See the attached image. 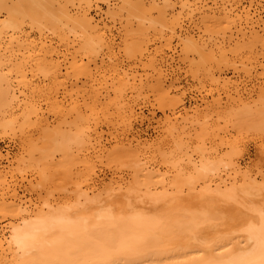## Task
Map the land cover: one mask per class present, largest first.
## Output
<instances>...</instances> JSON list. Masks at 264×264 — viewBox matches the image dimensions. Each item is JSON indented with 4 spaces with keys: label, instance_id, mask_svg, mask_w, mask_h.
Wrapping results in <instances>:
<instances>
[{
    "label": "rangeland",
    "instance_id": "obj_1",
    "mask_svg": "<svg viewBox=\"0 0 264 264\" xmlns=\"http://www.w3.org/2000/svg\"><path fill=\"white\" fill-rule=\"evenodd\" d=\"M59 2L63 5L68 4L66 5L68 9L73 5L70 11L75 14L88 12L96 23L97 32H92L89 28L84 29L83 26L75 32L73 28L68 27L60 38V35L39 21L35 24L29 19L18 22V30H23L20 34H29V37L36 41L51 40L65 54L58 58L64 61L60 67L58 80L53 77L56 81L44 73L46 65L38 64L36 60L39 59L36 56L19 55L7 47L8 39L16 36L18 32L17 30L12 32L11 18L5 9L0 8V29L3 30L2 43L0 42L3 44L0 45V50L2 49L0 164L5 166L7 179L11 184L15 183L18 196L25 201L23 205H28V210L38 211L48 201L54 204L57 211L66 209L76 200V194L74 196L73 192L79 185L81 188L76 192L81 189L88 190L90 198L94 197L101 202L110 200L111 193L116 190L129 194L133 191L131 195L137 200L141 194L139 192L144 191L145 194L146 189L151 190V193L153 190L158 195L157 193L161 194L162 189L166 187L165 192L174 193L176 189L179 190L181 184L185 188L181 187L177 195L169 193V197L176 195L174 200L179 197L180 201H174L175 203L173 198L168 196L169 200L164 199L167 201L164 203L161 198L158 200L153 198L154 193L149 194L150 199L162 202L156 205V202H151L147 198L152 205L147 204L132 213L141 216L139 220L133 221L129 218L120 226L117 224L111 226V229H100L98 234H95L97 230L93 231L94 234H89L95 230V225L92 230L88 232L85 230L86 234L79 231V235L83 234L81 238L87 240L86 242L81 241V238L79 241L78 233L77 237H73L75 235L72 234L71 237L75 241L71 237L69 239L72 240L71 243L75 242L77 253L74 251L75 248H72L73 245L68 248L74 252L65 249V246H69L66 243L64 252L69 251L67 256V252L64 253L63 247H60L63 253L61 256L58 247L54 250L58 252H55L53 259L56 256L55 261L58 263V259L64 258L65 254L66 260L71 261L70 257L76 256L72 260L79 261L88 256L83 249H90L88 251L91 253L94 250L93 246L95 249L103 248L102 243L103 246L107 244L104 247L109 246V249L114 245L116 248L114 254L119 249L116 253L119 255L135 248L136 244H144V247L171 246L172 250H177L191 245L193 238L197 236L209 237L213 234L214 239L218 241L228 235L237 220L234 219L232 212L233 205L225 204L223 199L220 200L222 197H216L219 190L216 191L214 185L221 183L219 174L223 176L220 179L230 177L226 183L230 182V179L231 182H235L222 188V193L249 191L253 187L259 189V192H264V113H261L264 109L261 108L264 107L262 71L264 49L257 52L256 49L252 50L247 32L249 25L247 26L245 17L240 13L243 6L250 7V15L254 19L260 17L264 20V0H59ZM11 4V0H8L6 5ZM213 10L217 11L214 12L216 18L212 17ZM240 15L243 20L238 17ZM138 20H143L144 24L140 26ZM262 27L264 25H260L259 29ZM83 30L88 33H83ZM245 31L248 35L245 33L243 36L242 32ZM100 38L103 42L98 41ZM74 70H79L80 75H84L86 70H91V73H94L93 80H90L92 85L85 77L77 84L74 83L76 85L70 83ZM117 73L123 74L126 80L129 79V84L124 82L126 87L121 84L125 94L123 93L122 101L119 103L120 108L114 109L110 105L114 93L111 92L107 98L102 95L106 94L105 79L109 76L112 78ZM101 74L104 77H101ZM61 75L62 77L66 75L68 81L66 82L64 77L63 82ZM117 82L113 83L116 87ZM89 84L92 86L91 89ZM97 84H100L99 88H96ZM98 90L101 93L96 94ZM94 93L96 95L92 96ZM87 94L89 95L86 96ZM25 98L26 101L31 100L41 106V115L49 124L32 123L34 117H31L32 122L28 120V123L20 118L17 107ZM86 103L89 104L87 109ZM93 103L95 107L92 108L90 106ZM119 110L125 112L120 113ZM59 129L66 130L63 132L65 135L70 133L71 138L80 132L91 137L90 141L86 139L84 146L81 145L83 147L68 142L67 145L72 143L71 148L68 147L69 154L72 151L73 153L69 157L70 160L67 158L65 160H69L71 165L67 161L66 167L63 166L66 178L58 172L60 170L45 169L38 157L39 152L48 149L52 134ZM77 136L75 135L76 140ZM49 150H54L53 146ZM61 155L57 153L54 158L63 162L65 158ZM189 158H193L190 160L192 163L201 162L207 168V174L205 172L202 175L197 168L194 166L192 168ZM141 166L145 168L143 171L139 168ZM180 166H183L182 170ZM233 167H240V170L237 168L236 173ZM196 171L201 178L199 175L196 178ZM194 177L197 180L205 178L202 181L205 182V186L208 185V189L211 186L209 191L202 186L204 185L202 181L198 183L193 180ZM189 180L193 181L191 185L197 184L195 187L192 185L197 188L195 194L192 193L194 188L191 190L188 188V193L191 192L188 197L186 189L191 185H187L186 182ZM170 183H178L179 186L176 185L178 187L176 188L174 185L170 189ZM138 185H145L148 188L140 187L141 189H138L140 191L135 192ZM213 187L217 194L211 197ZM113 196L116 197L112 195L111 198ZM192 198H196V202L206 199V202L198 204ZM17 215L14 208L0 203V227L16 222ZM92 234L95 238L97 235L102 243L93 241ZM76 243H79L80 248L83 245L82 250ZM141 245L140 247H143ZM106 248L101 251L97 249L89 256L97 254L100 257H109L106 254L111 252L109 255L114 257L113 249L111 248L112 251L107 249L106 252ZM79 250L85 253L79 254L78 252H81ZM101 252L105 256H102ZM69 254L71 256L68 257ZM97 255H94V258Z\"/></svg>",
    "mask_w": 264,
    "mask_h": 264
},
{
    "label": "bare ground",
    "instance_id": "obj_2",
    "mask_svg": "<svg viewBox=\"0 0 264 264\" xmlns=\"http://www.w3.org/2000/svg\"><path fill=\"white\" fill-rule=\"evenodd\" d=\"M7 2H8V0H0V8L5 9L6 12L8 13V16H10V18H11V27L13 30L12 32H15L16 30H17L16 32H18L16 36H14V37L10 36L11 37L10 39L7 38L9 40L7 47H9L13 53H16L19 55L27 54L29 56H34V57L36 56V58L39 59V60H36V62L38 64L42 63V64L46 65V66H44L45 67L44 73L47 74V76L49 75L50 77H52L51 79L54 81H56L55 79L58 80V78H59L58 75L61 73L60 67L64 61V59L59 60L58 58L60 56H64L65 54H63L61 52V49L58 47V45H55L51 40L50 41H36V40H33L32 38H30L29 34H22V33L20 34V32H22L23 30L22 29H21L22 31H20V29L18 30V26H19L18 22L24 21L23 19H29L32 22V24H35V23H37L36 21H39L43 25H46L48 28L52 29L53 32L60 35L59 36L60 38H62L63 35L66 33V29L68 27L73 28L75 30V32L78 30V28L80 26H83L84 29L89 28L92 32L97 30L95 27L96 23H94V20L89 16L88 12L75 14L74 12H72V10L70 11V9L73 8V5L70 9H68L66 7V5L68 6V4L63 5L59 2V0L58 1L57 0H11L12 4L9 6L6 5ZM72 4H74V3H72ZM69 5H71V4H69ZM222 8H221V10H222ZM233 9H234V7H233ZM226 11L228 12L229 10H226ZM226 11L224 10V12H226ZM214 12H217V11L213 10V16L212 17L216 18L214 15ZM236 13H238V12H236ZM240 13L243 14V17H245V20H246L245 22H246L247 26L249 25L248 26L249 30L247 29L248 30L247 31L245 29L249 33V35L246 33V31L242 32L243 34L242 33L241 34L244 36V34L246 33L248 36H250L251 40L249 39V41L251 42L252 50L256 49V52L262 51V49H264V32L261 33V31L264 30V27H262L260 29H259V27H260V25H264V24H262V23H264V20H262L260 17L254 19L253 16L250 15V7L246 8L245 6H243V8L240 9ZM238 17L241 18V15ZM241 20H243V19L241 18ZM137 22L140 26H142L144 24L143 20H138ZM22 23L23 22H21V24ZM40 23H38V24H40ZM22 26H23V24H22ZM96 26L98 27V25H96ZM243 27H245V26H243ZM241 28H240V30H241ZM2 31L3 30L0 29V40L3 37L2 36L3 34H1ZM68 31H70V30H68ZM83 33H88V32L83 30ZM12 34L13 33H11V35ZM76 38H77V35H76ZM89 40H91V39H89ZM99 40L103 42V40L101 38L98 39V41ZM3 41H5V40H3ZM96 41H97V39H96ZM0 42L2 43V40ZM78 42H79V40H78ZM1 43H0V45H1ZM195 44H197V43H195ZM248 46H249V44H248ZM1 48H3V47H1ZM250 49H251V47H250ZM0 54H1V52H0ZM54 59H57V60H54ZM262 66H264V65H262ZM40 67H42V66H40ZM262 69H264V68H262ZM59 70H60V72H59ZM262 71H264V70H262ZM111 73H108V74H111ZM71 74H72L71 75L72 80L70 81V83H73V84L76 83L77 84L78 81L80 82L81 78H83V77H85V79L87 81H90L92 79V76H93L92 74H94V73H91V70H86L84 75H80L79 70H74ZM62 75H61V77H62ZM97 75H99V74H97ZM53 77L55 79H53ZM64 77H62L63 82H64ZM101 77H104V76L102 75ZM105 77H107V76H105ZM44 79H46V78H44ZM65 79L67 82L68 81L67 77H65ZM101 79L104 80L103 78H101ZM114 79H116V81H118L117 84H118L119 88L113 85V83L116 82V81H114ZM102 80H101V82H102ZM109 80H111L110 83H108ZM128 80H126V77L123 74L120 75L119 73H117V75H115L112 78L109 76V78L105 79L104 83H105L106 94H104L102 96H105V98H107L110 96L111 92L114 93V97L112 99L113 100L112 104H110L112 108H114V109L120 108L119 103L122 101V96L124 93L123 92L124 88L122 89L123 85H121V84H124V82H127L129 84ZM90 82L92 85V81H90ZM95 82H96V80H94V83ZM50 83H52V82H50ZM53 83H56V82H53ZM76 84H74V85H76ZM100 84L102 85V83H100ZM100 84H97V87L95 85L93 87V89H95V87L99 88L98 86H100ZM128 84H127V87H128ZM109 85L111 86V88H109ZM119 85H121V86H119ZM124 85L126 87V83ZM49 86L51 87V85H49ZM64 86H66V84ZM88 86L90 87V84ZM91 87L89 89H91ZM116 88H118V89L116 90ZM56 90H55V93H57ZM85 91H83V92H85ZM99 92L100 91L98 90L96 92V94H99ZM88 93L90 94V92H88ZM89 94H87L86 96H88ZM96 94L94 93L92 96H95ZM97 98H98V96H97ZM96 100H95V103H96ZM97 101L100 102L99 100H97ZM92 102H94V101H92ZM85 106H86L85 109H87L89 104L86 103ZM40 107L41 106L34 103V101H31V100L26 101V98H25L24 102L22 100L21 102L18 103L17 110H19V112H20V118H22L27 123H28V120H29V122H32L31 117H34V122H32V123L46 124V123H48V121L46 118L42 117V115H41L42 110L40 109ZM90 107H92V108L95 107V104L93 103L92 106H90ZM261 108H264V107H261ZM261 108H260L259 112L261 111ZM262 111H264V109H262ZM262 111H261V113H264ZM118 112L123 113L125 111L119 110ZM63 130L64 129L56 130L52 134L51 140L49 141V144H48L49 147L47 146L48 149H45L44 151L39 152L38 157H39L41 164L44 166L45 169L60 170L61 172L60 171H58V172L61 173L64 178H66L65 169L63 168V166L66 167L67 161L71 165V162L69 161L71 158L69 159V157L72 156L73 151L70 152L71 154H69V149L71 148L70 145H72V143H74V145L80 144L79 146H81V145L84 146L85 141L87 142L86 139L88 138V140L89 139L91 140V137H89L88 134L85 135V133L80 132V133L75 134V135H78L77 136L78 141L75 139V135H73V138L76 140L75 141L73 138H71L72 136H70V133L67 134L68 135L67 136L64 133V132H66V130H64V132H63ZM68 138L71 141H69ZM66 141H67V143H66ZM68 142H72V143H70V145H67V144H69ZM76 142H79V143H76ZM51 146H53L54 150H49V149H51ZM83 146H81V147H83ZM68 147H69V149H68ZM57 153L62 154L61 156L63 158H65L63 160V162L58 161L57 158L56 159L54 158L55 154H57ZM1 155L2 154H0V158H1ZM67 155H68V157H67ZM64 156H66V157H64ZM66 158L69 160L65 161ZM192 159L189 158V161ZM199 163L200 164H197L195 161H194V163H192V161L189 162V164H192V168H193V166L195 169L197 168V171L200 174L204 175L205 172L207 174V171H206L207 168L203 164H201V162H199ZM70 165H68V166H70ZM143 166H145V165H143ZM143 166H141L142 168L139 167L140 170L145 169ZM182 167H181V170L183 169ZM178 168H179V166H178ZM237 168L239 169L240 167H237ZM237 168L233 167V169H234L233 171L236 173L238 172V171H235V170H237ZM68 170L71 173V170L70 169H68ZM68 170L66 171L67 173L69 172ZM184 171L185 170H183V172ZM198 172H197L196 178L200 176V174H198ZM70 173H68L69 176H71ZM221 176L222 175H220V174L218 176L221 183H219V182H218L219 184L216 183V184H218L217 187H216V184L214 185V187L216 188V191L219 190L218 191L219 195L216 196L217 193H216L214 187L212 189L213 190L212 192L215 193V195L211 192H210V194L212 195L211 197H213V196L222 197V198H220V200L223 199L225 201V204L227 203L230 206L233 205L232 206L233 207L232 212H234V219L237 220V222H236V225L234 227H232V230L230 231V233L228 235L221 237L218 241H216L214 239L213 234H210L211 236L209 235V237L207 235L197 236V237L193 238L194 241L191 243V245H188L186 247H183L182 249H177V250H172L171 246L144 247L145 246L144 244H143L144 246L140 244L141 246H143V247H140L139 244H136L135 248L126 250V251L122 252L121 254L117 255L116 253H118L119 249L116 250L117 252H115V254H114L115 246L112 245L114 247L111 246L110 249L111 248L113 249L112 254L114 255V257H111L109 255V253H111V252H108V250H110L109 246H108V248L104 247L105 245L107 246V244H104V246H103L102 241L100 242V239L97 237V235H96V238H95V235H93L96 230H97V233L95 232V234H98V233H100L99 232L100 229L101 230L102 229L107 230L111 226H115V225L117 226V224H118V226H120L122 223H124V221L126 222L129 218L132 219L133 221L139 220L142 217L139 215H133L132 213L137 212L138 210H140L142 207H144L147 204L152 205L151 202H153L154 199H150V195H153V193H154L153 198H155L156 200L161 198L162 201H164V203H165V202H167V201H165L167 196L169 197L172 194H176V195L179 194L180 188L184 187V186H182V184H181V186L179 187V190L176 189V191H178L177 193H176V191H175V193L172 191H170V192L167 191L168 195L166 194L167 192H165V190H167V187H166V189L163 187L165 189V190L162 189V192L164 191L163 192L164 194L162 192H161V194H160V192H158L157 193L158 195H156L155 191L152 190L153 193H151L150 192L151 190L148 191L146 189V188H148V186H145V185L139 186L138 185L139 186L138 188L135 187V192L138 189H141L143 187L144 189H146L145 190V194H147L146 196H148L149 194L150 195L148 197H146V196L144 197V195H145L143 193L144 191L141 192L140 190H138L137 192L140 191L139 193H141L140 195H142L143 198H141L140 195L139 196L137 195L139 197V199H137V200H136V197L134 199L133 195H131V193L133 191L130 194L124 193V192L121 193V191L119 189L120 187H118V190L120 191V193L117 192V190H116V192L114 191L111 193L112 195H115L116 197L118 196L117 198L114 196L111 198V196H112L111 195L110 200L107 199L106 201L104 200L103 202H101L98 199H94V197L90 198L88 195V190L85 191V189L84 190L81 189V191L76 192L77 189L80 190V188H81V185H79L78 187H76V190H74V192H73L74 196L76 194V197H75L76 200H74V203L71 206L67 207L66 209L57 211L54 208V204L47 201V204L45 203V206H42L41 209H39L38 211H35L33 209L28 210V205H26V204H25V206L23 205V203H25V201L23 202L21 200V198L18 196L17 190L15 188V183L11 184V181L7 179V177L5 175V166H2L0 164V191H1L0 192V200H1L0 203L5 205V206L7 205V206L14 208L18 213V215L16 216V219H15L16 222H10L8 225L0 227V264H264V192H261V191L259 192V189H257L256 187H253V189H251L249 191L245 190L242 192L232 191V192H228V193H225V192L222 193V191H221L222 188L228 187L227 186L228 184L232 185L235 182L234 183L231 182V179H230L229 180L230 182L226 183L225 181L227 179H229L230 177L228 176L229 178L225 177V179L224 178L220 179ZM199 178H201V176ZM231 178H232V180L234 179L233 177H231ZM67 179H68V176H67ZM203 179H205V178L197 180L194 177L193 180H196V182L199 183V181H202ZM207 180H210V179H207ZM74 181H76V180H74ZM189 181H187L188 183L186 182L187 185H191L190 183L193 182L192 180H189ZM210 181H208L209 184H210ZM76 182L79 183L78 181H76ZM76 182H74V183L76 184ZM215 182H213V183H215ZM74 183H72V184L75 186ZM162 183H163V185L165 184V182H162ZM162 183H161V186H163ZM204 183L205 182H203L202 184H204ZM213 183H211V184H213ZM171 184L172 183H170V187L171 186L174 187V185H175V187L178 188L176 186V185H178V183L172 184V185ZM186 184L184 183V185H186ZM192 185L195 187L197 184H195V185L192 184ZM192 185H191V187H192ZM166 186H169V185H166ZM202 186H205V184ZM207 186H205V187L208 189ZM149 187L151 189V186H149ZM191 187L190 186L187 187V189H186L187 193L189 192L188 188L190 190L194 188V187H192V188ZM196 188H194L192 190V193L195 194ZM210 188H211V186H210ZM217 188H219V189H217ZM170 189H172V187ZM209 189H208V191H209ZM198 190H199V188H198ZM147 191H148V193H147ZM169 193H170V195H169ZM190 193H188V194L185 193V194L189 197ZM155 195H156V197H154ZM159 195L163 196L164 198L160 197ZM176 195L175 196L173 195L169 198H173V202L174 201L178 202V201H180L179 197L177 198V200H176V198L174 200V197H176ZM183 195H184V193H183ZM183 195H182V197H183ZM186 195H184V196H186ZM207 195H209V194H207ZM200 196L201 195L199 194V197ZM191 197H192V195H191ZM193 197H195V196H193ZM196 197H197V199L199 198L198 196H196ZM205 197H206V195H205ZM115 198L117 200H115ZM202 198L204 199V197H202ZM112 199H114V201H112ZM145 199H147V200H145ZM203 199L199 200L200 202H196V198H195V199H193V201H195L198 204H201V203L206 202V199H205V201H203ZM215 199H219V198H215ZM187 200H190V199L188 198ZM211 200H212V198H211ZM154 202H156V201H154ZM161 202H156V205H157V203L160 204ZM259 207H261V208H259ZM127 215L129 217H127ZM32 217H34V218H32ZM94 225L96 227L95 230L93 229ZM85 230L87 232L92 230L89 234L93 233L92 234L94 236V237L92 236L94 238L93 241L96 240L97 242L102 243V245L101 244H99V245H101L103 248H106V250L108 249L106 251V252H108V254H106V252H105V254L109 257H100V255L98 256L97 254H93L92 257H90L89 255L92 254V252L97 251V249H99L101 251V249H103V248L100 249L97 247V249H95L96 247L93 246L92 249H94V250L91 251V253H90V251H88L90 249L87 250V248H86V250L89 253L88 254L87 251L84 249H83V251H85L86 253L81 251L83 248V245H81L82 248H80L79 243L78 244L76 243L78 245L77 247H79L81 249V250H79L81 252H78V253L79 254L85 253L90 258L87 256L86 258H82V260L80 259L79 261H73L72 260L73 257L76 258V256L72 257L69 254L68 257L71 256L70 257L71 261H70L68 259L67 260L65 259V254H64V258L60 257L61 259H58V263H57V261H55L56 256L54 259H53V257H54V255H56L55 252H58V251L54 252V250L58 249V247H59V252L61 251V256H63V253H62V250H60L61 249L60 247H63V252H64V250L67 249L68 247H70V246L72 247V245L74 246L75 242L71 243V241L73 240L72 238L77 237L76 234L79 231H80V233L82 231V233L86 234ZM72 234L75 236H73ZM71 235L73 237H71ZM81 235H83V234L79 235V233H78V237L80 236L78 238L79 241L82 239ZM66 236H68V237H66ZM69 237H71V239H72L71 241H70ZM85 237L88 238L89 236H85ZM93 238H91V239H93ZM66 239H68L69 241H66ZM91 239H89V240H91ZM73 241H75V240H73ZM81 241H84V240L82 239ZM86 241L87 240H85L84 242H86ZM68 242H70L71 244ZM60 243L62 245H60ZM64 244L69 245V246H65ZM137 245L139 246V248ZM64 246L66 247L65 249H64ZM85 247L86 246L84 245V248ZM91 247H92V245H91ZM72 248H75V250H74L75 252L78 250V249L76 250L75 246ZM112 249L110 251H112ZM68 250H71V249L68 248ZM68 250H66L64 252V253L67 252L66 256L69 252ZM71 251H73V250H71ZM103 251H105V250H103ZM53 252L55 254H53ZM96 253H98V252H96ZM101 253H102V256H105V255H103V252H101ZM58 254H60V253H57V255ZM73 255H74V253H73ZM94 255H97V256H95V258H94ZM115 255H117V256H115Z\"/></svg>",
    "mask_w": 264,
    "mask_h": 264
}]
</instances>
